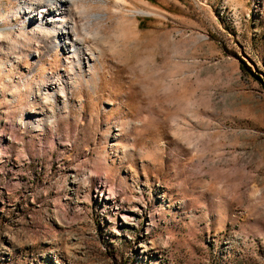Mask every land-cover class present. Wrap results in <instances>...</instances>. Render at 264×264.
<instances>
[{
	"label": "rangeland",
	"instance_id": "1",
	"mask_svg": "<svg viewBox=\"0 0 264 264\" xmlns=\"http://www.w3.org/2000/svg\"><path fill=\"white\" fill-rule=\"evenodd\" d=\"M48 5L0 0V264H264V0Z\"/></svg>",
	"mask_w": 264,
	"mask_h": 264
},
{
	"label": "bare ground",
	"instance_id": "2",
	"mask_svg": "<svg viewBox=\"0 0 264 264\" xmlns=\"http://www.w3.org/2000/svg\"><path fill=\"white\" fill-rule=\"evenodd\" d=\"M48 1V3H49V5H50V8H54L56 5H58V2H63L64 0H47ZM48 5V6H49ZM48 9V8H47ZM37 13H38V15L40 14H42L41 13V11H44V9H41L40 7L38 8V7H36V10H35ZM138 13H140V14H146L145 12H143V11H138ZM69 32L70 31H68L67 30V28L66 27H63L61 30H60V36H61V43H63V44H65L66 46H67V44H68V42H67V40H66V38H67V36H68V34H69ZM72 40V39H71ZM48 46V45H47ZM71 50V49H70ZM74 50L75 51H77L78 49L77 48H74Z\"/></svg>",
	"mask_w": 264,
	"mask_h": 264
}]
</instances>
